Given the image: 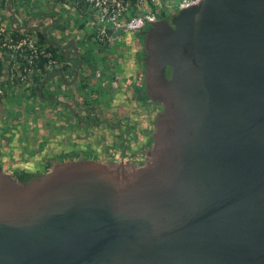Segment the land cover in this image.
Segmentation results:
<instances>
[{
    "label": "water",
    "instance_id": "water-1",
    "mask_svg": "<svg viewBox=\"0 0 264 264\" xmlns=\"http://www.w3.org/2000/svg\"><path fill=\"white\" fill-rule=\"evenodd\" d=\"M141 44L144 150L0 164V264H264V0H200Z\"/></svg>",
    "mask_w": 264,
    "mask_h": 264
},
{
    "label": "crops",
    "instance_id": "crops-1",
    "mask_svg": "<svg viewBox=\"0 0 264 264\" xmlns=\"http://www.w3.org/2000/svg\"><path fill=\"white\" fill-rule=\"evenodd\" d=\"M164 4L172 16L177 3L161 0L155 11L165 10ZM14 5L19 6L12 8ZM12 6L10 12L20 18V24L35 34L41 45L46 43L54 49L56 63L46 68L43 79L37 77L40 81L35 103L38 114L14 120L15 126L5 136L0 128V164L4 162L1 154L7 152L4 166L8 171L42 165L47 159L44 155L27 161V154L20 156L29 148L26 146L30 137L36 134H42L38 140L42 136L48 139L52 156L83 151L99 156L115 153L122 158L145 147L153 130L155 107L142 94V31L131 36L116 33L114 41L99 44L96 17L81 3L21 0ZM133 13L131 10L130 14ZM11 86L3 100L4 109L20 107L22 101H28L29 91ZM76 92L86 96L94 110L82 118L73 112L80 99ZM30 101L34 104V99ZM0 126H3L1 121Z\"/></svg>",
    "mask_w": 264,
    "mask_h": 264
},
{
    "label": "built area",
    "instance_id": "built-area-1",
    "mask_svg": "<svg viewBox=\"0 0 264 264\" xmlns=\"http://www.w3.org/2000/svg\"><path fill=\"white\" fill-rule=\"evenodd\" d=\"M15 1L21 0H6L4 9H0V97L3 94V88L10 85L15 87L16 80L20 85L27 86L28 79L33 75L39 77L40 80L43 79L46 68L50 69L56 63L54 56L45 50L36 35L29 33L20 24V18H14L10 12ZM66 1L81 3L93 11L99 25L96 37L99 44L114 41L116 33L141 32L147 23L159 19L166 20L174 15L170 16L171 11L167 10L170 9L169 7H166L162 12L155 11V6H151L152 3L148 4V0ZM199 1L182 0L176 5L175 13L180 9L195 5ZM131 10H133V14L129 13ZM3 11L7 12V18L2 15ZM44 61L46 63L42 65V68L41 62Z\"/></svg>",
    "mask_w": 264,
    "mask_h": 264
},
{
    "label": "rangeland",
    "instance_id": "rangeland-1",
    "mask_svg": "<svg viewBox=\"0 0 264 264\" xmlns=\"http://www.w3.org/2000/svg\"><path fill=\"white\" fill-rule=\"evenodd\" d=\"M160 1L161 0H148V4L152 3V4H154V6H158L157 3L160 2ZM171 1H173L174 3L178 4L182 0H171ZM16 6H19V5H14V6H12V8H15ZM164 6H166V4H164ZM166 7H168V6H166ZM2 15H4L6 18L8 17L7 16V12H5V11H3ZM12 15L14 16V18L16 17L15 16L16 14H14V13H12ZM5 25H7V24L5 23ZM129 34L131 36L132 34L135 35L137 33H129ZM141 52H142V46H141ZM143 71H144V69H143ZM27 82L29 84L28 87H26V85H24V86L20 85V83L17 82V80L15 82V88L14 89H17V90L19 89L21 91L25 90L26 92L29 91L28 92L29 93V95H28L29 96L28 97V101L29 102L28 101H22V103L20 104V107H14V108L11 107L10 109H4L3 100L6 97V92L8 91L7 89L10 88V87L3 88V94L0 97V121L2 122V125H3L2 127L0 126V128L3 131V132L1 131L2 132V136H5L6 131L10 130L12 128V126H15L14 122H13L14 120H19L21 117L25 118L26 116L32 117V115L36 116L38 114V111L36 109V104L35 103L37 102L36 98H37L38 94L40 93V89L38 87V84L40 83V81L37 80L36 75H33V76H31L30 79H28ZM76 95H77L76 97H78V99H79L80 92H78V93L76 92ZM32 96L34 98H32ZM30 99L31 100L34 99V104L31 103ZM78 103H76L75 107L73 108V112H75L76 115L81 116V118H82V116H85L86 114L88 115V113L91 110H92V112L94 111L92 108H90V106H91L90 105V100L86 96H84L83 94L80 95V99H79ZM20 128H23V127L20 126ZM37 131L40 132V128L37 127ZM48 133H50V135H51L52 132L49 130ZM39 135H42V134H39ZM39 135L36 134V136L30 137V141H28V144L26 146V147H29V148H27L26 151H24L23 153L20 154V156L21 155L24 156L25 154H27L28 158L26 157L25 161H27V159H30L31 157H38V156H41V155H44V156H46L48 158H52L53 157L52 153L50 151V147L47 146L48 144H50L48 142V139L45 136H42V139H40V140L36 139ZM28 137L29 136H27L26 139H28ZM144 148L145 147H143L139 151H136L135 153H131V154H127L126 153L125 156L122 157V158L128 159L129 156H131V155L140 154L144 150ZM114 154L112 156H114L115 159H117V160L118 159H122V158H120L119 155L116 156ZM8 156H9V154L7 152L1 154V159L4 161L3 162L4 164L6 163V161H7L6 158ZM20 160H22V158ZM12 163H14V162L12 161ZM35 169L39 170V168H37V167H35Z\"/></svg>",
    "mask_w": 264,
    "mask_h": 264
},
{
    "label": "trees",
    "instance_id": "trees-1",
    "mask_svg": "<svg viewBox=\"0 0 264 264\" xmlns=\"http://www.w3.org/2000/svg\"><path fill=\"white\" fill-rule=\"evenodd\" d=\"M5 1L6 0H2L1 2H0V9H4L3 7H4V3H5ZM7 1H9V0H7ZM166 19V18H165ZM168 19V18H167ZM45 43V42H44ZM42 46L43 47H45V50L47 51V52H50L52 55H55L54 53V49L51 47V46H49V45H47L46 43L43 45L42 44ZM141 46H142V44H141ZM142 53V52H141ZM45 63H46V61H44V62H41V66L44 64L45 65ZM42 68H43V66H42ZM143 75H144V71H143ZM142 94H143V96L145 97V99H147L148 101H149V99H148V97L146 96V94H145V89H144V77H143V85H142ZM150 102V101H149ZM151 103V102H150Z\"/></svg>",
    "mask_w": 264,
    "mask_h": 264
},
{
    "label": "flooded vegetation",
    "instance_id": "flooded-vegetation-1",
    "mask_svg": "<svg viewBox=\"0 0 264 264\" xmlns=\"http://www.w3.org/2000/svg\"><path fill=\"white\" fill-rule=\"evenodd\" d=\"M166 20H170V18L166 19ZM142 33V32H141Z\"/></svg>",
    "mask_w": 264,
    "mask_h": 264
}]
</instances>
